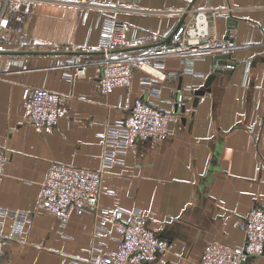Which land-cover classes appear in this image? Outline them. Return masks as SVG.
Returning <instances> with one entry per match:
<instances>
[{
    "label": "crops",
    "instance_id": "obj_1",
    "mask_svg": "<svg viewBox=\"0 0 264 264\" xmlns=\"http://www.w3.org/2000/svg\"><path fill=\"white\" fill-rule=\"evenodd\" d=\"M82 1L9 0L3 11L0 0L7 18L0 51H18L0 53V154L6 159L0 206L29 213L26 231L7 241L0 264H94L87 262L93 244L116 246L113 230L92 235V213L73 211L61 224L38 206L49 162L98 168L106 123L124 114L137 96H146L140 84L145 73L138 66L127 85L108 92L100 88L105 17L125 22L112 57L143 56L166 73L153 85L159 95L147 97L176 119L165 137L136 143L121 164L103 172L100 208L111 214L117 208L139 209L167 241L164 254L143 264H197L211 240L240 248L238 222L254 204L264 206V0ZM190 3L193 9L229 8L216 14L214 27L224 41L226 64L212 52L191 60L187 72L186 58L152 51L176 43V34L161 41ZM115 5L123 8L110 7ZM229 15L236 23L228 31ZM227 33L230 40L224 39ZM132 47L137 48L125 49ZM76 59L84 63V76L69 77ZM215 68L221 71L214 73ZM28 85L61 94L56 127L29 120L23 97ZM10 227L5 218L2 232ZM244 264H264V254L249 256Z\"/></svg>",
    "mask_w": 264,
    "mask_h": 264
},
{
    "label": "built area",
    "instance_id": "obj_2",
    "mask_svg": "<svg viewBox=\"0 0 264 264\" xmlns=\"http://www.w3.org/2000/svg\"><path fill=\"white\" fill-rule=\"evenodd\" d=\"M8 1L3 0V11ZM82 3L86 4L85 0ZM89 6L100 8L104 5ZM110 7L123 8L116 5ZM2 9L0 32L7 28V18ZM228 11V7L190 8L175 32L176 43L152 51L186 58L188 62L185 71L192 72L191 60L224 49V41L215 32V17L219 12ZM124 29L123 20L115 17L103 18L99 44L103 57L99 86L103 92H108L116 86L127 85L132 77V67L138 66L145 73L141 76L140 84L146 96H137L124 114L106 123L102 135L101 164L98 168L51 161L41 181L38 197V206L56 217L61 224L66 222L73 211L89 212L96 219L92 230L94 237L109 230L115 232L114 248L105 249L103 243L93 244L87 262L94 264H143L155 260L168 249L167 241L148 226L146 215L139 209L117 208L111 214L108 208L99 206L103 172L115 164H121L122 157L136 143L165 137L170 122L176 119L175 113L161 109L157 100L147 97L159 95V90L153 85L165 77L166 73L162 68L144 61L141 58L143 56H139L137 61L134 58L112 57L111 52L123 41ZM74 62L76 67L69 72V77L84 76V63L77 59ZM23 97L27 101L28 116L32 123L49 128L58 125L61 99L58 91L39 85H28L23 89ZM5 160V156L0 154V179ZM122 213L127 215L126 219L121 218ZM28 216V212L0 206V260L7 241L19 238L26 231ZM5 218L11 219L7 234L1 228ZM238 227L243 232L240 248L211 240L205 244L197 264H244L247 257L264 254V206L254 204L238 222Z\"/></svg>",
    "mask_w": 264,
    "mask_h": 264
},
{
    "label": "water",
    "instance_id": "obj_3",
    "mask_svg": "<svg viewBox=\"0 0 264 264\" xmlns=\"http://www.w3.org/2000/svg\"><path fill=\"white\" fill-rule=\"evenodd\" d=\"M191 8V3L187 6V8H185L182 12H181V16H180V18H179V21H178V23L176 24V26L174 27V29L166 36V38H164L161 42L163 43V42H166V41H168L174 34H175V32L177 31V29H178V27H179V25L181 24V22H182V20L184 19V17L186 16V14H187V12H188V10ZM227 29H228V31L231 29V28H233L234 26H235V23H236V18H234L233 16H231V15H229L228 17H227ZM225 40H230L229 39V35H228V33L226 34V36H225V38H224ZM153 44H149V45H146V46H144V47H150V46H152ZM137 47H132V48H125L126 50H131V49H136ZM0 53H18V51H0ZM215 58L218 60V63L219 64H226V58H227V54L226 53H224V52H219V53H216L215 54ZM232 65V64H231ZM219 71H221L219 68H215L214 69V73L215 72H219ZM214 73H211V74H209L207 77H206V79H205V81H204V87L207 89L208 88V86L210 85V82H211V80L214 78V76H215V74ZM202 91L203 90H198V91H196V93L197 94H201L202 93Z\"/></svg>",
    "mask_w": 264,
    "mask_h": 264
}]
</instances>
